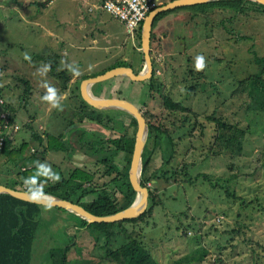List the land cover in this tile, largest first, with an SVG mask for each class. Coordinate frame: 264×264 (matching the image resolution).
<instances>
[{"label":"rangeland","instance_id":"374dc122","mask_svg":"<svg viewBox=\"0 0 264 264\" xmlns=\"http://www.w3.org/2000/svg\"><path fill=\"white\" fill-rule=\"evenodd\" d=\"M103 1L0 0V114L6 112L20 128L15 134L9 129L4 135L11 136L13 149L23 145L27 156L42 150L36 147V136L45 139L46 135L67 133L71 157L50 151L43 159L51 170H60H52L58 175L62 172L66 176L74 167L95 168L103 174L106 168L77 151L73 136L77 133L71 132L83 130L87 140L91 135L117 139L120 126L131 117L117 110L93 113L73 91L76 82L70 86L68 57L62 58L66 48L75 55L84 54V66L77 69L82 77L89 78L119 63L120 48L111 50L116 43L109 39V29L116 32L111 25L114 20L103 9ZM162 1L157 0L156 7ZM243 8L244 12L235 18L214 9L201 11L199 7L167 12L152 27V90L149 92L146 82L116 78L95 86L94 92L104 98L123 99L139 107L151 123L163 119L164 127L178 142L179 162L187 151L195 149L194 155L188 156L193 163L189 176L207 178L195 179L194 185L181 177L172 182L174 178L169 177L173 169L164 166L156 152L151 169L158 175L166 171V179L152 181L147 187L158 206L147 220L126 224L124 233L140 241L158 264H264V113L249 110L242 92L243 82L257 71L251 52L264 57V17L251 2H244ZM256 10L259 12L251 16ZM100 15L107 22L104 30L98 27L101 32L92 22V17ZM89 35H98L99 39L90 40ZM136 35L131 39L126 34L128 40L122 49L124 59L138 72L143 61ZM240 36L246 40L237 42ZM66 39L71 42L68 44ZM105 45L108 54L97 51L92 59L86 53ZM116 55L117 62L112 58ZM198 55L205 58L201 71L194 69ZM45 66L47 71L42 72ZM45 84L56 89L59 110L41 99L46 93ZM163 99L176 104V111L169 110ZM83 111L88 118L80 122L78 113ZM99 115L102 125L94 121ZM107 117L112 122L108 123ZM182 136L186 140L181 141ZM151 143L148 149H152ZM111 149L112 165L122 170L124 153ZM14 173L13 164L0 154V183H8L7 176L14 177ZM114 175L113 171L99 177L93 190L101 185L109 189ZM110 192L116 197V192ZM80 195L77 192L73 198ZM93 199L87 196L82 201ZM72 215L59 208L41 207L30 264H52L50 250L67 246L70 252L66 264H105L99 263L94 251L93 240L98 232L81 229Z\"/></svg>","mask_w":264,"mask_h":264},{"label":"trees","instance_id":"16d2710c","mask_svg":"<svg viewBox=\"0 0 264 264\" xmlns=\"http://www.w3.org/2000/svg\"><path fill=\"white\" fill-rule=\"evenodd\" d=\"M243 4L244 2L241 0H223L213 3L195 5L188 8L199 7L201 11L214 9L219 12H224V14L229 13V16L235 18L244 12ZM252 4L258 7L261 12L256 10L251 12L250 15L254 16L259 12V14L264 17V7L256 3ZM188 8L183 10H187ZM178 10L179 9H175V11ZM166 13L167 12H162L158 14L154 19L153 26L155 22L159 18L163 17ZM141 26L142 23L137 30L138 35L139 31L141 30ZM228 31L229 30L227 29V34H229ZM153 39L154 34L151 31V43ZM236 40L237 42H242L246 39L240 36ZM251 55L253 62L252 65L257 68V71L256 73L251 74L250 77L247 78L246 82H243L244 88H242V92L248 99L249 110L264 113V57L257 56L255 51H252ZM119 63L113 65L107 70H104L102 74L117 67H130V65L125 62ZM153 75L154 67L152 77L148 81H145L149 92L152 90ZM81 80L76 83L73 90L77 93L78 98V85ZM62 88L66 89V85H64ZM27 90L29 91V88H27L26 91ZM146 98H144L143 103L145 102ZM163 102L169 110L174 112L176 111V104L171 103L168 99H163ZM82 103L85 106H88L83 101ZM89 108L93 110V113L97 111L91 107ZM137 108L141 113L140 108ZM117 112L121 113L120 111ZM78 115L80 122H83L88 118L86 115H84V111L79 112ZM141 115L143 118H146V116L144 117L143 114ZM97 118L98 120L94 121L97 124L102 125L101 115H99ZM88 120L91 119L89 118ZM154 121L156 123H154ZM154 121L153 123H151L149 120L145 121L148 127V137L142 153L140 184L148 191V204L146 211L141 216L134 219L115 223H93L90 225H87V223L81 218L69 213L75 218L78 223L77 225L81 229H89L91 231L98 232L93 240V246L94 251L97 252L94 253L99 263L158 264L153 260L150 252L142 246L140 241H137L136 239H133L129 236L126 237L125 234L127 233L125 229L126 224L135 225L147 220L148 216L152 214L154 208L158 206L154 202L151 189L147 187V184L155 180L157 181L163 179V177L167 175L166 171L161 175H158L155 169H151L153 158L157 153L161 156L164 166L168 165L171 169H173L174 173L173 175L170 174L169 177L174 178L172 182L176 181L175 177L185 178L184 182L187 184H193L195 179L198 178H203L207 181L206 176H196L194 179L189 176V170L193 171V163L188 161V156H193L195 149H192L190 152L187 151V155L185 154L184 158L182 155L183 159L179 162L178 158H176V148L178 146V142L176 143L175 139L173 138L175 135H172L170 130L167 127H164L163 119ZM12 122L14 121L9 115H7L6 121L0 120V135L4 139L3 145L0 148V154L3 158L5 157L9 163H12L13 167L15 168V173L13 174L14 177H7L8 183H6L4 186L13 190L29 192V188L27 185H25L24 181L26 178L36 174V165L28 167L29 164H31L34 159H39V157L43 163V159L45 158V155L48 151L65 152L68 154V157H71L72 151H70V146L68 145L70 144V141L65 139V137L68 135L67 133L65 135H63V133L58 137L46 135L45 139L36 136V147H42V150L38 154L32 153L26 156L23 145L20 148L13 149L11 138L4 135L7 132V129H4V126L7 125L11 127ZM107 122L110 123L112 121L107 117ZM70 125H72V123H70ZM105 127L107 130L109 129V127L106 125H104V128ZM73 132L74 134L77 133V135H73L75 136L74 141L77 144V151L82 153L88 159L92 160V162H95L97 165L100 164L106 168L104 172L105 174L99 173L98 169L96 170L95 168L94 170H87L84 168L74 167L67 172L66 176H63L61 174L62 172H60V178L58 181H52L47 177H38L36 186H41L42 184L44 194L53 195L75 203L83 207L90 214L97 217L113 215L129 207L135 198V192L133 191L128 180V169L133 152L136 132V123L134 119L130 117L129 121L123 123L120 126V136L117 139H113L111 135H107L108 138H102L98 135H91L92 138L87 140V137H84L85 131L76 128L75 131H72L71 133ZM182 139L186 140V137L182 136L180 140L182 141ZM150 141L152 142V149L147 148V144ZM188 142L192 144L191 141ZM111 147H114L117 151H120L125 155V165L122 170L118 171L112 165L113 156ZM175 163L176 166H174ZM56 169V167L52 168V170ZM113 171L115 175L110 180L111 186L109 189H106V186L101 185L99 189L93 190V186H95L99 177L109 175ZM166 181H169V179ZM85 186H87L89 189L86 190L84 188ZM112 190L116 192L119 198H117V195L115 197L113 196V193L111 194L110 191ZM63 191L65 193L64 195H62ZM77 192H81V195L74 199L73 195H75ZM87 196H92L94 199L91 201H82V199ZM158 204L161 205V201ZM41 207L42 206L23 202L6 194L0 195V264L31 263L32 244L35 240L39 227V215L41 213ZM59 210L62 211V209ZM122 234L125 235L120 238ZM69 252L70 247L68 246L62 249H51L49 255L52 260V264H66V259ZM176 264L181 263L177 262Z\"/></svg>","mask_w":264,"mask_h":264},{"label":"water","instance_id":"95a60500","mask_svg":"<svg viewBox=\"0 0 264 264\" xmlns=\"http://www.w3.org/2000/svg\"><path fill=\"white\" fill-rule=\"evenodd\" d=\"M218 1L223 0H173L154 8L148 13L141 26L140 46L143 56V67L141 72L135 74L131 68L117 67L103 73L102 75L85 79L80 83L79 94L82 101L86 105L95 110H117L124 112L131 116L136 123L133 152L128 169V180L135 192V198L129 207L113 215L97 217L87 212L83 207L53 195L44 194L43 198L39 202H33L30 198V192L13 190L3 185H0V195L6 194L23 202L42 207L62 209L81 218L87 223V225L93 223H115L141 216L146 211L148 204V191L140 184L142 153L148 137L147 124L135 105L123 99L97 97L93 95L89 89L94 85L106 82L116 77H126L133 83L148 81L152 77L153 72L152 60L150 57V35L155 17L162 12ZM241 1L256 3L264 7V0Z\"/></svg>","mask_w":264,"mask_h":264},{"label":"crops","instance_id":"0c3cea01","mask_svg":"<svg viewBox=\"0 0 264 264\" xmlns=\"http://www.w3.org/2000/svg\"><path fill=\"white\" fill-rule=\"evenodd\" d=\"M173 1V0H172ZM156 2H157V0H156ZM164 2V3H163ZM169 2H171L170 0H164V1H162V5H164V4H166V3H169ZM102 3V2H101ZM104 3V2H103ZM190 7H192V6H190ZM184 8H188V7H184ZM179 10H183V9H179ZM178 10V11H179ZM102 15V14H101ZM101 15H100V17H98V18H96V17H92V18H94L93 20H92V22H94V26L97 28V30L96 31H100V29H102V30H104L105 28H106V24H107V22L105 21V19L104 18H106V17H104V16H102L101 17ZM108 15V17H110V18H112L109 14H107ZM91 16H93V15H91ZM95 16V15H94ZM106 16V15H105ZM88 17L90 18V15H88ZM113 19V18H112ZM114 21L113 22H111V25L113 26V28H116L115 30H116V32L115 33H113V30L112 29H109L111 32H112V35H109L110 37H109V39H110V41L111 42H113V40H114V43H116V44H114V46H112L113 48L111 49V50H115V49H117V48H120V53H119V58H120V60H119V62H125V63H127V61L128 60H126V59H124L125 57H124V55L123 54H125V52H124V48L122 49V47H125V42H127V40L128 39H126L127 38V36H126V34H125V32H124V29H123V27L121 26V24L118 22V21H116L115 19H113ZM100 29H99V28ZM152 27H153V25H152ZM153 30V28L151 29V31ZM101 32V31H100ZM105 32H106V30H105ZM140 32H141V30L139 31V35H138V32H137V35H136V37H137V40H138V43L137 44H139L140 45ZM152 33H153V31H152ZM93 36V37H92ZM89 37H90V40H93V41H95V40H98L99 39V36L97 35L96 37H94V35H89ZM126 37V38H125ZM130 39V38H129ZM67 40V43L69 44L71 41H69L68 42V40H70V39H66ZM90 40H89V42H90ZM122 41H124L123 42V44H124V46H123V44H122ZM73 46H74V44H72ZM75 45H77V44H75ZM126 45H128V44H126ZM150 45L152 46V43H151V40H150ZM70 47H71V45H69ZM140 48H141V46H140ZM66 51L67 52H64V56H62V58H65L66 56L68 57L67 59H68V63H69V66H70V68H75V69H77L78 68V66H80L81 64L83 65V62H84V58H83V56H84V54H80V55H75V54H73V50H68L67 48H66ZM97 51H104L106 54H108L110 51H108V47H106V45L105 46H98V48H97V50H95V51H91V50H88L86 53H88V55L89 56H91V58L92 59H94V57H96V56H94L93 55V53L94 52H97ZM150 52H151V47H150ZM85 53V54H86ZM139 54V53H138ZM140 54H141V56H142V53H141V51H140ZM151 54H152V56H153V53L151 52L150 53V57H151ZM69 55H72L71 57L69 56ZM70 57V58H69ZM88 58V57H87ZM112 58L113 59H115V61L117 62V55L114 57V56H112ZM66 59V58H65ZM57 61H59V59H57ZM142 61H143V56H142ZM128 64V63H127ZM130 65V67H128V68H133V65L132 64H129ZM84 66V65H83ZM152 67H153V65H152ZM108 68H105V69H103V71L104 70H107ZM133 70V72L135 73V74H137V73H139V72H141V70L140 71H138V72H136V71H134V69H132ZM71 72V71H70ZM81 72H79V75H73V73L71 72V75H72V79L70 80V82H69V84H70V86L72 85L73 86V84H75V82L76 83H78V79L79 80H81V79H83V80H85L84 78H86V77H82L81 76ZM98 75H102V74H97V76ZM94 77H96V76H94ZM89 78V77H88ZM88 78H86V79H88ZM90 78H93V77H90ZM114 79V78H113ZM116 79H118V80H122V79H127L128 81H130L128 78H126V77H116ZM83 80H81L80 81V83L83 81ZM115 80V79H114ZM80 83H79V85H78V94H79V86H80ZM68 84V85H69ZM66 85V84H65ZM98 85V84H97ZM67 86V85H66ZM95 86L96 85H94V86H92V87H90V89H89V91L90 92H92V94L93 95H95V96H97V97H103L104 98V96H102L101 94H97L96 92H94V90H95ZM74 87H75V85L73 86V89H74ZM97 90H99V89H97ZM103 90H101V92H102ZM99 92V91H98ZM65 97V96H64ZM64 97H61V98H64ZM79 97H80V94H79ZM80 99H81V97H80ZM82 100V99H81ZM17 122H13L12 124H11V127H9L8 128V130L10 129V133H17L18 132V130L20 129L19 128V126L16 124ZM14 127H16V129L14 128ZM7 130V131H8ZM8 134V133H7ZM11 137V136H10ZM12 145H13V143H12ZM42 148V147H41ZM48 152H50V151H48ZM82 154V153H81ZM82 156L83 157H85L83 154H82ZM39 160H41V159H34V161H32L31 162V164H34L35 165V163L37 162V161H39ZM45 160V159H44ZM41 163H42V161H41ZM68 171H69V169H68ZM8 178L10 177V176H7ZM1 184V183H0ZM1 185H5V184H1Z\"/></svg>","mask_w":264,"mask_h":264},{"label":"built area","instance_id":"2783aa9c","mask_svg":"<svg viewBox=\"0 0 264 264\" xmlns=\"http://www.w3.org/2000/svg\"><path fill=\"white\" fill-rule=\"evenodd\" d=\"M156 6V0H105L102 7L121 24L127 36L135 39L134 36L140 24ZM7 115L6 112L1 113L0 120L6 121ZM8 128L9 126H4V129L8 130ZM14 128L16 129V127ZM3 140L0 135V148L3 145Z\"/></svg>","mask_w":264,"mask_h":264},{"label":"clouds","instance_id":"9594fccd","mask_svg":"<svg viewBox=\"0 0 264 264\" xmlns=\"http://www.w3.org/2000/svg\"><path fill=\"white\" fill-rule=\"evenodd\" d=\"M24 58L26 60L29 59L27 55H25ZM204 67H205V58L202 55L196 56L194 60V69L196 71H201L204 69ZM46 71H47V66H45V68L42 69V72H46ZM70 71L73 73V75H79L78 69L70 68ZM45 88H46V93L41 97V99L45 102H48L51 108H55L59 110L61 108V105L59 103V98L57 96L56 89L46 84H45ZM38 177H47L52 181H58L60 178L57 173L51 170L50 166L45 165L43 163H37L36 174L26 178L24 181L25 185H27L29 188L30 198L33 202H39L44 196L42 184L41 186H36Z\"/></svg>","mask_w":264,"mask_h":264}]
</instances>
